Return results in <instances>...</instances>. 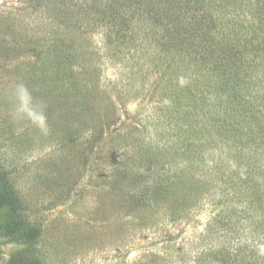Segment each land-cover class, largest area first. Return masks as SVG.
<instances>
[{
  "label": "rangeland",
  "instance_id": "obj_1",
  "mask_svg": "<svg viewBox=\"0 0 264 264\" xmlns=\"http://www.w3.org/2000/svg\"><path fill=\"white\" fill-rule=\"evenodd\" d=\"M214 1L218 12H227L223 21L230 29L234 27L229 39H237L244 26L255 21L246 0ZM35 4L33 0H0V175L11 189L16 206L12 213L6 208L0 210V264H199L194 255L197 252L195 237L216 211L233 205L235 173L250 172L257 174L261 183L264 181V156L261 159L260 155L264 151V130L260 131L256 121H248L240 137L242 132L236 130V124L230 126V140L227 136L229 141H224L208 159L213 166L219 158L220 170L215 174L212 169L204 179L194 177L199 182L202 179L205 196L199 197L202 199L199 204L180 214L177 221L159 224V228L156 224V228L157 220L167 219L163 210L159 212L163 211L164 217L157 215L146 222L137 219L134 212L129 216V211L120 207L118 198L125 201V191L131 193V189L143 181L136 183L133 171L114 170L116 163L122 161L121 156L124 157L120 154L131 152L122 142L117 149L114 133L131 132L140 145H147L158 141L160 130L164 128L168 132L166 141L173 143L168 142L163 148L180 156L184 144L182 138L174 142L177 133L175 135L176 130H172L166 120L167 99L160 97L151 83H156L158 90L163 85L174 84L171 90L179 92L178 84L188 86L201 81L196 79L200 73L189 72L194 79L192 82L164 81L168 72L157 73L150 62L153 59L159 63L162 57L156 55L147 61L153 54L143 43L147 31L140 25L128 29L140 44L137 51L133 44L117 48L113 42L114 31L110 32L113 25H101L98 13H84L85 16L79 17L80 23L70 18V23L63 24V18L54 17L55 6L48 13L49 17L43 18V12ZM74 26L80 28L72 35L70 30ZM61 38L69 43L65 47L75 49L80 45L87 54L75 58L74 71L81 72L73 74L80 85L87 86L80 87L83 91H75L77 86H73L69 101L62 100L56 91H49L50 96H47L48 91L41 94L36 79L38 69L45 67V60L37 56L34 47L39 42L46 45ZM199 43L187 48H196ZM171 58L170 68L177 69L184 55ZM91 72L98 75V101L86 100L88 106L80 105L87 108L84 114L68 115L69 109L76 111L72 108L74 105L70 108V102L92 98L85 90H95L89 82L85 83L88 76L95 75ZM21 82L28 87L34 102L44 106L46 134L15 114L11 90L14 84ZM111 105L113 112L108 111ZM254 105L249 110L255 107L259 120L264 122V116L260 115L264 104L255 102ZM89 116H93L92 121ZM232 118L237 119L236 114ZM89 124L95 125L94 131ZM68 125L76 127L73 135ZM98 128H102L101 135L93 133ZM113 140L115 154L110 156L115 157L114 164L108 163L109 154L97 151L101 142L111 144ZM88 142L92 143L91 150ZM205 171L209 169L206 167ZM119 191H123L122 194L119 195Z\"/></svg>",
  "mask_w": 264,
  "mask_h": 264
},
{
  "label": "trees",
  "instance_id": "obj_2",
  "mask_svg": "<svg viewBox=\"0 0 264 264\" xmlns=\"http://www.w3.org/2000/svg\"><path fill=\"white\" fill-rule=\"evenodd\" d=\"M33 1L43 12V18L49 17L52 6L57 7L52 9L54 17L63 18V24L70 23V18H76L80 23L79 17L81 14L85 16L84 13H98L101 25H113L110 32L114 31L113 42L115 41L117 48L133 44V49L137 51L140 44L128 29L140 25L147 31V38L143 39V43L153 54L150 58L147 57V61L156 55L162 57L159 63L153 59L150 62L154 64L152 66L157 73L165 75L168 72L164 81L174 80L177 84L179 80L192 82L194 79L189 76V72L195 70L200 73L196 79L200 78L203 83L196 81L192 84L193 87L178 84L179 92L171 90L174 84L163 85L158 90L156 83H151L154 85L153 90L167 99L169 110L166 120L168 125L171 124L169 127L176 130L175 135L177 133L174 142L182 138L181 143L184 144L180 156L177 152L168 153V149L163 148L168 142L173 143L166 141L168 132L164 128L160 130L158 141L147 145H140L138 139H133L131 132L118 131L114 133L115 142L118 140L117 146L114 140L111 144L101 142V147L97 150L100 154H109V159H106L112 164L116 163L115 157L110 155L115 154L114 147L118 149L119 142H122L123 147L128 146L131 151L120 154L124 157L121 156L122 161L117 162L114 169L133 171L134 181H143V184L131 189V193L125 191V201L118 198L120 207L124 206L129 211V216L134 212L137 219L146 222L157 215L161 218L165 211L167 219L163 216V221L157 220L156 228V224L159 228L166 222L177 221L180 214L194 209L205 196L202 179L199 182L194 177L202 176L204 179L212 169L216 171L215 174L220 170L219 158L213 166L208 159L213 156L216 148L228 140L227 136L230 140V126L236 124V130L242 132L240 137L248 121H256L260 131L264 130V122L259 120L258 111L255 107L249 110L255 106V102L264 104V0H246L250 5L249 13H254L252 17L255 21L244 26L239 33L240 38L235 40L229 39L234 27L230 29L227 22L223 21L227 12H218L213 0H77L71 1L72 3L62 0ZM242 22L240 20L239 24L242 25ZM79 28L80 26H74L70 34L74 35ZM197 42H200L198 47L187 48ZM67 45L69 43L61 38L46 45L39 42L34 48L37 56L40 55L45 60V67H40L36 73L41 94L56 91L60 93L62 100L69 101L73 96V86H77L75 91H83L80 87L87 86L80 85L78 77L73 75L81 72L77 69L74 71L75 58L87 54L80 45L75 49L65 47ZM184 46L186 48L182 49ZM180 54L184 55L183 63L177 69L170 68L172 55ZM77 66L79 65L76 64ZM97 76H88L85 82H89L95 89L91 92L89 88H85L93 95L92 98L88 96L85 102H70V108L74 105L72 108L76 111L69 109L68 115H74L75 112L84 114L87 109L85 107L88 106L86 100L98 101ZM184 106L185 109H182ZM108 111L113 112L112 105ZM234 114L237 119L232 118ZM260 115L264 116V111ZM83 119L86 120L87 116ZM89 119L92 121L93 116H89ZM89 126L94 131L95 125ZM68 127L73 135L76 127ZM58 128L60 127H56ZM231 132L236 136L234 131ZM93 133L101 135L102 128ZM88 143L91 150L92 143ZM260 155L262 159L264 151ZM206 167L209 171H205ZM235 174L237 180L232 188V195L236 199L233 205L229 209L226 207L216 211L204 230L195 237L197 252L194 255L199 264L206 261L216 264H264V181L261 183L257 174L251 175L250 172ZM7 187L0 175V210L6 208L12 213L16 206L11 189ZM120 191L119 195L123 192ZM199 197L202 199L199 200ZM160 210L163 211L160 213Z\"/></svg>",
  "mask_w": 264,
  "mask_h": 264
},
{
  "label": "clouds",
  "instance_id": "obj_3",
  "mask_svg": "<svg viewBox=\"0 0 264 264\" xmlns=\"http://www.w3.org/2000/svg\"><path fill=\"white\" fill-rule=\"evenodd\" d=\"M12 96L16 108L15 114L20 119H27L40 132L46 134L48 131L47 117L44 106L34 102V98L24 83H16L12 86Z\"/></svg>",
  "mask_w": 264,
  "mask_h": 264
}]
</instances>
